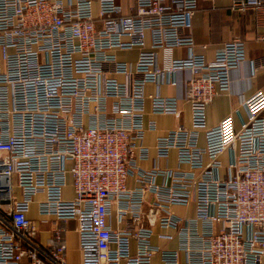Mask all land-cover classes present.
Returning a JSON list of instances; mask_svg holds the SVG:
<instances>
[{"label":"built area","instance_id":"1","mask_svg":"<svg viewBox=\"0 0 264 264\" xmlns=\"http://www.w3.org/2000/svg\"><path fill=\"white\" fill-rule=\"evenodd\" d=\"M197 8L198 0H0V264H68L63 227L55 223L45 249L35 242L34 201L39 215L76 220L82 264H151L156 254L161 264H262L264 90L242 100L238 129L231 115L207 127L206 106L228 90L245 45L234 37L209 61L196 53ZM231 9L264 13V0H233ZM177 48L186 56L173 57ZM133 50L134 63L118 58ZM185 70L190 126L154 147L158 158L175 149L177 167L139 170L144 133L155 129L143 125L145 100L155 113L179 114L175 97L146 95L145 86H174ZM157 173L171 183L155 185ZM131 175L141 186L129 190ZM146 192L155 196L147 213ZM171 204L194 212L179 217ZM155 219L175 230L160 235L176 239L175 249L151 243Z\"/></svg>","mask_w":264,"mask_h":264},{"label":"crops","instance_id":"2","mask_svg":"<svg viewBox=\"0 0 264 264\" xmlns=\"http://www.w3.org/2000/svg\"><path fill=\"white\" fill-rule=\"evenodd\" d=\"M233 0H198V8L192 19V34L195 42L194 51L204 55L206 60H212L214 53L225 42L230 41L234 37L241 38L245 45V59L237 68L229 71V86L226 92L217 95L210 104L206 106V124L207 127H213L219 123L227 115H231L234 127L238 129L242 120L246 118V111L242 105V100L250 97L258 90H264V13L259 10L247 9L245 11L232 10ZM187 54L185 48H177L173 51V57H184ZM136 50L127 52H118L120 60L134 63L136 60ZM250 60L254 63L263 61V66L256 69L250 64ZM190 76L189 71H178L175 75L176 84L174 86L161 85L156 89L154 85L147 84L145 86V94H153L159 91L162 96H173L178 100L179 114H159L151 109L149 99L145 100L143 125L146 127L150 121L155 123V129L147 130L142 140L143 145L148 148L147 158L137 161L139 170L150 171L154 168L159 169H175L177 167V152L172 149L167 158H158L155 151V142L157 137L163 135L167 131L182 124L186 127L190 126V108L183 98V78ZM199 144H204L203 132L199 135ZM227 154L224 153L221 159L225 161ZM181 169L187 170L188 167L183 165ZM155 185L163 183L170 184L171 179L165 177L161 173L154 176ZM141 186V182L136 175H131L126 180V188L129 190L136 189ZM73 196L71 179L68 177L66 186L63 189V197L70 199ZM36 198H39L37 196ZM155 196L146 192L143 195V210L145 213L149 210L154 202ZM36 200V199H35ZM169 212L179 217L191 216L194 212L192 204L182 206L171 204L168 208ZM161 212L156 214L155 218H159ZM27 217L33 220L39 229L35 237V242L45 249L47 240L51 236L55 223L65 229L64 239L67 245L65 257L68 264H82L81 252L79 249L78 233L76 231L77 223L74 219L55 220L51 216L39 215L37 212V204L34 201L30 205ZM127 220L130 214L126 216ZM155 219L153 225V234L151 243L160 247L175 249L177 240L173 239L168 242L160 237L161 234L175 235L176 232L172 228H162ZM111 228H117V205L112 203L109 217ZM124 226V225H122ZM134 241L131 248L134 250ZM151 264H161L159 255L152 257ZM264 264V259L262 261Z\"/></svg>","mask_w":264,"mask_h":264},{"label":"rangeland","instance_id":"3","mask_svg":"<svg viewBox=\"0 0 264 264\" xmlns=\"http://www.w3.org/2000/svg\"><path fill=\"white\" fill-rule=\"evenodd\" d=\"M41 197V195H39Z\"/></svg>","mask_w":264,"mask_h":264}]
</instances>
